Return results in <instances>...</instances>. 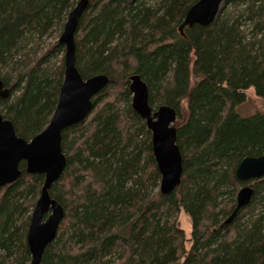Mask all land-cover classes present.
<instances>
[{"label":"trees","instance_id":"trees-1","mask_svg":"<svg viewBox=\"0 0 264 264\" xmlns=\"http://www.w3.org/2000/svg\"><path fill=\"white\" fill-rule=\"evenodd\" d=\"M79 0H0V115L29 141L49 123L63 81L58 41ZM198 0H88L75 34L84 79L110 83L81 123L62 132L66 166L50 196L65 217L40 264H264V179L242 183L245 157L264 155V114L235 108L253 89L264 102V0H222L208 27H178ZM40 42V43H39ZM32 56V57H30ZM147 85L152 109L176 111L182 178L159 193L151 134L131 107L128 78ZM178 123V124H176ZM0 189V264H29L26 236L43 185L27 175ZM254 189L229 225L236 191ZM191 220L190 247L177 223ZM247 217V219H244Z\"/></svg>","mask_w":264,"mask_h":264},{"label":"water","instance_id":"water-1","mask_svg":"<svg viewBox=\"0 0 264 264\" xmlns=\"http://www.w3.org/2000/svg\"><path fill=\"white\" fill-rule=\"evenodd\" d=\"M222 4V0H198L187 10L178 27L180 35L184 36L186 28L210 26L217 18ZM87 6L88 0L77 2L58 39V44L64 47V76L58 102L48 125L26 141L17 136L12 122L0 115V189L22 177L21 163L25 164L27 175L43 177L26 236L31 258L29 264H40L65 217L63 207L49 194L52 186L61 178L67 162L61 147L62 132L84 121L93 107V98L110 83L106 75L84 79L76 67L75 34ZM128 81L132 110L145 122L151 134L152 156L160 174L159 193L170 195L178 188L182 178V157L174 126L176 111L169 106L152 109L146 83L138 75L130 76ZM9 96L10 89L0 80V100ZM235 178L242 183L264 179V155L242 159L236 168ZM253 195L252 187L243 186L237 193L235 209L223 224L232 223L238 212L250 205Z\"/></svg>","mask_w":264,"mask_h":264},{"label":"rangeland","instance_id":"rangeland-1","mask_svg":"<svg viewBox=\"0 0 264 264\" xmlns=\"http://www.w3.org/2000/svg\"><path fill=\"white\" fill-rule=\"evenodd\" d=\"M60 35H54L53 37L50 38H42L40 41V51H39V55H41L42 53H44L46 51V48L51 46L53 43H55L56 41H58ZM39 42V43H40ZM32 57V56H30ZM64 57V53H62L61 55H58L57 57H55L54 59L51 58L50 59V64H55L58 63L60 60H62V58ZM245 93V97L246 100L243 104L237 106L235 108V112L243 117H250L256 114H264V102L263 100H261L260 98H258L253 89H249L247 91L244 92ZM132 98V97H131ZM178 124V123H176ZM242 187H240L237 191H236V195L238 191L241 189ZM159 190V188H158ZM236 199V197L234 198V200ZM177 223L178 226L180 227L181 230L184 231L185 233V237L188 240L186 242V248L189 249L190 247V242H189V238H190V232H191V228H192V223L190 218L183 212L181 211L178 215H177ZM244 219H247V217H245Z\"/></svg>","mask_w":264,"mask_h":264}]
</instances>
